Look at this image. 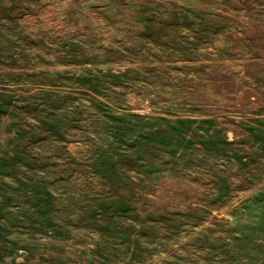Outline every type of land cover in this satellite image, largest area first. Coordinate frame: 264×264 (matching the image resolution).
Segmentation results:
<instances>
[{
	"label": "rangeland",
	"instance_id": "obj_1",
	"mask_svg": "<svg viewBox=\"0 0 264 264\" xmlns=\"http://www.w3.org/2000/svg\"><path fill=\"white\" fill-rule=\"evenodd\" d=\"M0 264H264V0H0Z\"/></svg>",
	"mask_w": 264,
	"mask_h": 264
}]
</instances>
